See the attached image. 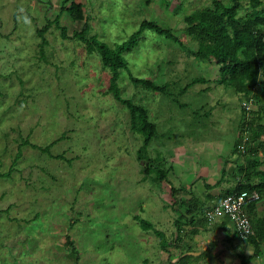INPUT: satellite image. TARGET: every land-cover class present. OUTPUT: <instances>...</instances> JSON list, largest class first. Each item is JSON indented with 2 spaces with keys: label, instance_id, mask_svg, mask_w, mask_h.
Here are the masks:
<instances>
[{
  "label": "rangeland",
  "instance_id": "374dc122",
  "mask_svg": "<svg viewBox=\"0 0 264 264\" xmlns=\"http://www.w3.org/2000/svg\"><path fill=\"white\" fill-rule=\"evenodd\" d=\"M76 1L89 16L88 36L112 46L130 44L124 52L129 69L120 71L121 94L148 109L158 134L140 159L144 137L132 128L127 105L110 92L111 70L97 49L89 51L79 37L64 39L52 23L41 51L37 27L53 20L65 0H0V173H8L22 144L11 174H0V264H176L196 235L187 225L179 236L171 185L158 178L156 168H166L167 179L179 186L195 179L187 160L201 164L211 181L220 177L222 166L231 171L235 159L248 161L243 144L237 151L233 146L241 135H250L242 133V121L263 130L252 144L264 140V113L258 117L243 108L264 111V97L256 101L236 93L222 83L214 56L194 54L199 43L187 32L185 15L213 0ZM61 15L70 35L84 25L67 11ZM143 19L172 28L184 45L151 29L132 43L128 39ZM131 73L170 83L171 93L136 86ZM27 138L49 149L23 143ZM203 182L193 186L199 195ZM238 184V176L228 175L206 205L218 203L224 188ZM138 216L165 232L168 247ZM215 223L200 228L201 245L209 243L207 232ZM235 230L225 237L228 252L221 247L220 264H242L241 255L254 252ZM202 258L199 264H206Z\"/></svg>",
  "mask_w": 264,
  "mask_h": 264
},
{
  "label": "trees",
  "instance_id": "16d2710c",
  "mask_svg": "<svg viewBox=\"0 0 264 264\" xmlns=\"http://www.w3.org/2000/svg\"><path fill=\"white\" fill-rule=\"evenodd\" d=\"M247 1V4H244L243 0H232L230 2L213 0V5L202 6L192 13L185 15V22L187 23V32L193 35L199 43V47L194 51V54L197 56H205L207 54L214 56L216 63L220 65L222 83L227 87H231L236 93L254 96L255 100L258 101L257 99L260 100L264 97V92H261V94L257 93L260 84L264 88V0ZM84 6L83 2L65 0L60 12L53 20H49L47 25L43 27H37V31L43 39L40 49L42 52L44 51V44L47 42L45 32L48 25L54 23L61 29V35L64 39L79 37L85 41L89 51L98 50L104 67L111 70L110 92H112L117 100L127 105L130 110L132 128L140 132L144 137L143 143L138 149V157L143 159L145 158L144 153L148 150L149 145L157 137L158 125L150 119L149 111L145 106L121 94L119 85L120 71L123 68L129 69V62L124 52L131 46H129L130 44L127 41L116 43L112 46L95 36H88L90 22L88 19L89 16L85 14ZM244 7L247 8L246 13L240 14L241 9ZM63 11H67L75 20H85L83 27L81 29H75L72 35L69 34L68 27L65 24H61V14ZM146 29L154 30L180 45H184L182 39L173 32L172 28L165 27L159 22L150 19H143L128 40H131L132 43L137 42L140 35ZM131 79L136 86H144L153 91L171 93L170 83H157L153 79L135 76L133 73H131ZM193 81L190 84H193ZM243 108L244 112H252L253 115L257 114L258 117H262L260 112L264 113L263 110L260 111L262 107L260 110L252 111L253 108L244 104ZM246 113L243 115L245 116ZM246 124L244 125V122H241V131L244 134L249 131L250 135H241L235 142L233 148L234 151H237L240 145L243 144V150L247 151L251 155V158L245 163H237L236 168H233L231 171H228L223 166L220 177L214 181H211L203 175H198L191 183L190 188L178 186L167 179L168 171L166 168L161 166L156 168L158 178L160 180H168L171 185V194L175 199L172 205L179 210V215L175 218L179 236L185 231L187 225L192 226L190 233L194 234L198 233L200 228H206L208 226V222L210 221L206 218V211L204 209L208 207L206 205L208 200H215L217 198L210 190L221 185L228 175L235 176L236 178L238 176L240 184L238 186L224 188L225 190L219 194L218 200L225 198L231 193L241 192L243 190L256 189L259 192V199L251 202L247 206V212L254 227V234L247 239L254 245V252L248 255L243 253L241 255L242 264H250L253 257L261 255L263 253L262 244H264V211L260 213L257 209V203L264 199V156L262 158L260 155V153L262 155L264 154V140H261L257 145L252 144L254 143L253 140L260 138L263 130L257 128L250 121ZM23 143L31 144L33 147L40 148L44 151L49 149V145L40 146L30 142L28 138ZM21 147L22 144L19 146L16 158L6 174H11L13 166L22 156ZM57 156L60 157L62 155L58 154ZM159 156L161 157V154ZM151 170L152 166L144 169L146 173H149ZM0 174L6 175L5 173ZM201 179L204 180L203 187L206 188L204 198L197 194L193 188L196 183L200 184ZM226 179H229V177ZM202 211L205 212V216L203 219H200L198 213ZM138 217L140 218L141 226L145 229H153L161 238L163 246L168 247L169 242L165 232L156 228L149 219ZM228 221L229 218L217 225H226ZM67 242L72 245L74 252L79 254L70 235H68ZM201 256L205 255H200L199 257ZM189 258V256L185 255L176 264H188L189 262L187 261Z\"/></svg>",
  "mask_w": 264,
  "mask_h": 264
},
{
  "label": "crops",
  "instance_id": "0c3cea01",
  "mask_svg": "<svg viewBox=\"0 0 264 264\" xmlns=\"http://www.w3.org/2000/svg\"><path fill=\"white\" fill-rule=\"evenodd\" d=\"M229 158H227V159H229ZM235 160H236L235 161V165L237 163H245L244 161L242 162V160L241 161H238L237 159H235ZM216 161L217 160L213 159V162H216ZM185 165H186V167H190L192 169H195V171H192L194 173L193 178L195 177V179H196L197 175H203L205 177H206V175H208V174L202 173V171H201V169H203V167H201L202 165L194 162V160H187ZM207 168H208V170H210L212 168V166L209 164V166H207ZM220 174H221V171H220ZM200 181H202V180H200ZM191 183L192 182H190V181H189L188 184L182 182V185H179V186H186V187L190 188ZM198 185H200V184H198ZM216 188L217 187H215L214 189H216ZM199 189L202 190V195L201 196H204L206 188H204V189L199 188ZM210 192L213 193L214 195H216V192L213 189H211ZM257 209L259 210L260 213H262L264 211V199L260 200L257 203ZM226 219H228L227 216L219 218L218 220L215 221L216 223L213 226V228L207 232V234H209V237H208L209 243L205 244L204 246L200 244L202 240L198 239L200 232L199 233H195V234H190L191 236L196 235L195 239L197 240V242H193L194 244H188L186 246V248H182L180 259H181V257L186 255V256L190 257L189 260L187 261V262H189L188 264H199V263H201L200 259H198L199 255H205V256H202L203 257L202 260H205L206 264H218V263L220 264L221 263V258H223V255H222V252H221V247L222 246L225 247L224 251H225L226 255H227V252H228V251H226V245H225L226 240H225V237H227V234H228V231H229L230 228L235 229L234 224L230 220L228 221V223L226 225H222V226H220V225L218 226L217 225V224H219L220 222H223ZM206 229H207V227H206ZM204 231H206V230H204ZM218 233H222V235H226V236H223V238H222L223 240L220 239V238H216ZM183 237L185 238V236H183ZM187 239L190 240L189 237ZM227 240H230V239H227ZM230 242H231V240H230ZM262 250H263V253L261 255L255 256L256 258L253 257V259L254 258L255 259L254 260L252 259L250 264H264V244H262ZM191 258H192V261H191Z\"/></svg>",
  "mask_w": 264,
  "mask_h": 264
},
{
  "label": "built area",
  "instance_id": "2783aa9c",
  "mask_svg": "<svg viewBox=\"0 0 264 264\" xmlns=\"http://www.w3.org/2000/svg\"><path fill=\"white\" fill-rule=\"evenodd\" d=\"M256 189L234 192L221 199L206 210V218L215 222L219 218L227 216L235 226L241 238H248L254 234V227L247 212V206L259 199Z\"/></svg>",
  "mask_w": 264,
  "mask_h": 264
}]
</instances>
